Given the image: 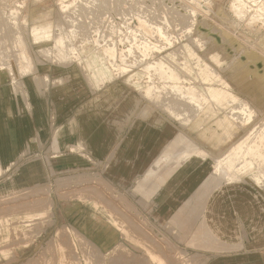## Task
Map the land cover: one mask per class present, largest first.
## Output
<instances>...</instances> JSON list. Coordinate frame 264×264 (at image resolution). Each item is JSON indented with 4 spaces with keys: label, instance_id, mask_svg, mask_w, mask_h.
<instances>
[{
    "label": "rangeland",
    "instance_id": "rangeland-1",
    "mask_svg": "<svg viewBox=\"0 0 264 264\" xmlns=\"http://www.w3.org/2000/svg\"><path fill=\"white\" fill-rule=\"evenodd\" d=\"M1 1L3 2L5 1V2L1 3ZM58 1L59 0H53L54 2L53 7L56 13L59 12L58 11L59 8L57 7H60L62 4L64 6L66 5ZM87 1L89 2V4L84 5V7L87 6L86 9L87 10L89 9L88 11H90V8H88L89 5H93L90 6L92 7L91 9H96V10H91V12L88 15L87 13L84 14V17H81V15L78 14L80 12L78 13L77 11L74 12L71 6L70 7L67 6L64 8L63 5L61 6V9H63L62 11H67L65 12V15L64 12H60L58 13L59 16L57 14L55 15V17L54 15L51 17L47 16L46 18L47 20H45L43 25L39 27L41 28V30L39 29V32H41L42 30L46 31L48 34H50L51 38L45 41L44 45H35L32 42L33 41L32 40L33 32L31 29L33 26L32 10L34 7H37L39 0H0V4H1L0 15H2L0 16V20H1L0 22L1 23L3 22L2 23L3 25H1L0 23V27H1L0 28L1 29L0 30V53H1L0 64H2V67L4 65V68L10 70L12 73L14 72V74H11L15 79L13 80V84L15 83L14 85L16 87L14 88V92L17 93L21 91L24 94H26V89H25V86L27 85L26 81L31 76L36 78L35 80L39 88H42L44 86L47 89H50L52 86L56 87L57 85H60L65 81H68L71 76H76L83 80L85 79L84 81H87L89 83L88 85L91 88V91L89 90L90 91L89 93L91 94L92 93L96 94L98 91L105 93L108 91H118L119 89H121L123 92H126V95L132 98L134 101L137 99L134 104H136V106H139L140 109L139 117L141 118L147 119L148 117L155 116L156 118H159L162 121L174 122L172 118L168 117L167 114L161 110L162 107L166 108V105L168 104L169 101L165 102L164 100H162L164 101L165 106L160 107V105L156 103L157 102L156 100H152L143 94L144 89L137 88L133 91V90H129V88L127 87L121 88V84H123V81H125L124 79L125 75H127V73L131 71L140 72L139 73V76L141 77L139 79L140 82L163 84V82H165V78L161 76H155L156 79L149 77L148 75L143 76V73L146 72L145 69L147 68L148 63L151 64L152 61L153 62L159 61L168 64L166 59L164 58V55L170 56L173 59L178 60L179 62H183L184 58H188L187 52L184 51L185 46L187 44H191L192 49L194 47L195 51L197 52L199 51L198 54H200V56L202 57L200 58V60L206 59V63L209 62L210 65L215 66V68L219 70L218 72L223 73V75L226 78L229 75L231 67L240 66V68H242L241 64H243L244 62L245 67L243 64V68H245V70L247 69L249 73H251L250 71H253V69L256 68L255 69L256 72L254 70L252 74H249L250 80H253L255 77H258V79H260L261 81L264 80V73H263L264 67H262L264 66V58H263L264 48L261 45H259L256 40L259 38V35L262 34L264 31L255 32V27H257V25L255 27L252 26V28H250V26L249 27L247 26L248 20L249 21L251 20L250 19L251 15H255V17L257 16L256 18H258V16L260 17L259 15L260 12H258L257 9L259 7H262V4L259 3V5L257 6L258 3L256 4V2H254L255 0L251 4L254 10L252 8L249 9L250 7L247 6L246 9H242V11L244 10L242 12L243 16L241 12L239 14L238 12H236V15H235V11L233 13V10L231 9V0H211V1L210 0L208 1L207 0H160V1L153 0L154 3L151 0H138V1L135 0V3L134 0H115V1L96 0L95 2L93 0H90L91 2H93V4H91L89 0ZM107 1L109 3L111 2L110 3L111 6L108 4ZM158 1L161 4H159ZM51 2L52 0H47L45 4L47 6H50ZM94 3H96V5L97 3L99 4L96 6L94 5ZM160 6L165 11L162 10ZM165 6H167L168 8ZM99 7L101 9H99ZM145 7H147V12L145 10L146 9ZM255 7H256V11H255ZM69 8H71L74 13L72 12V10L71 12H69L70 10H67ZM142 8L145 11H143ZM153 8L155 10H153ZM220 8L222 9L221 12H219ZM191 9H195V10H191ZM121 10L123 11V13ZM135 10L136 11L139 10V11L135 12ZM148 10H150V12L152 10V13L150 14ZM246 10L247 13L244 14ZM254 11L256 12V14ZM189 12H191V15ZM188 13L191 17H189ZM13 14H15L14 17H12ZM128 14L130 15V17L128 16ZM141 14H143V16ZM3 16H5V18ZM87 17H89V19H87ZM94 17H96V19ZM125 17L127 22L124 21ZM239 17L241 18V20ZM70 18H72L74 21ZM84 18H85V22H84ZM158 18L160 21L158 20ZM20 19L23 21H21ZM154 19L156 20V22ZM68 20L69 21L71 20L72 22L70 21L71 22L70 23ZM146 20H148V22ZM163 20L164 23L167 21L168 24L165 23L166 26L164 25V23H162ZM158 21L161 22L160 23L161 25L158 23ZM9 22H14L17 23L18 25ZM88 22L90 23L88 24ZM169 22L171 23V25H169L170 24ZM79 23H81V26ZM153 23L156 25L153 26ZM187 23L188 26H186ZM142 24L149 30V33H147L143 29V27H140ZM16 25L19 28L16 27ZM22 26L24 27L22 28ZM86 26L88 27L86 28ZM126 26L129 29H131V31L134 33H131L129 31L125 32L124 29L126 28ZM191 26H193L194 29ZM4 27L9 31L8 34H7V30H5ZM152 27H154V29H151ZM12 29H14L15 32L12 31ZM15 29H17L18 32ZM77 29L81 31L79 32L77 31ZM121 29L123 31H119ZM159 29L161 31H158ZM71 30L73 32V35L77 37L72 35ZM74 30L77 32L78 35L74 32ZM102 32H104V34ZM195 32L197 33L195 34ZM203 34H205L207 39L205 41V45L206 43H210V44H207L208 45V46L206 45L207 47L204 46L203 48H201L198 42L196 41V37L198 35L203 37ZM8 35L11 38L8 37ZM14 36H16V38ZM135 37L137 38L138 42L140 38L142 39L144 37L142 39L143 41L145 42L147 41L148 44L153 43L155 45V49L153 48V50L150 51L151 52L155 50L156 51L153 53L151 52L143 53L144 52L143 50L138 49L136 46H133V44H135L137 41V40L134 41ZM60 39L63 41L61 43L62 45L58 43ZM128 39L131 40V42L128 41ZM132 39H133V44H132ZM210 39H214V41ZM66 40L69 42V44ZM105 40L107 42H105ZM114 40L115 43L113 42ZM209 40L211 42H209ZM245 43H247V45ZM10 45L12 47H10ZM25 45H26V49H25ZM107 45L116 46L117 57L115 58V61L109 59L108 56H106V54L104 53L103 48L106 47ZM68 47H70V49H68ZM129 47L134 51H128ZM196 47H198V50H196ZM202 49L204 50V52ZM13 50L15 51L12 53L11 51ZM173 51H175L174 53L177 56H175ZM132 52L134 53L133 54L134 56L132 55ZM60 53L64 55V59H60L61 57ZM215 53H220L221 55L220 59H223V63H221V65L215 64L214 62H212V59L210 60V57ZM90 54L104 56L106 66L110 68L114 78H110L109 80H107L108 78L104 77L96 81L92 75L91 70L88 68L86 62V59ZM140 54L142 56L144 54L143 57L141 56L143 58V61L142 58L139 56ZM7 55H13V56H11L10 58V56ZM124 56H126V59L123 58ZM136 57H140L141 59ZM15 59H17V61ZM189 59H192V57L190 56ZM121 60L123 61L120 62ZM132 60L135 61L139 60V61L138 62L136 61L135 63V61ZM195 60L196 59L193 58L191 63L194 66L196 65L195 66L196 68L194 66L193 67L195 70L196 69L198 70L200 69V67H197V65L199 64L197 61L199 60L196 61ZM140 61L142 62L140 63ZM233 61L236 63L234 64ZM240 62L242 63L240 64ZM134 63L135 65H133ZM16 64L18 66H15ZM28 64H31L32 67L35 68V69L33 68L34 73H32L31 71L30 73L31 75L28 73L29 71L25 69ZM246 64L248 66H246ZM119 65L122 67H126V71L119 70L118 67ZM228 65L230 68L228 67ZM20 71L21 72L24 71L25 73L24 72L21 73ZM27 73L29 75H27ZM75 73L77 74L74 75ZM59 74L62 75L54 79H50L51 76L55 77ZM260 74H263L262 77ZM39 81H42V85L38 84ZM110 81L112 83H109ZM199 81H197L198 85L207 84L205 82L201 83L202 80ZM225 81L220 80L213 82L212 86L219 90V88H222L224 86L223 83ZM216 85L219 87H216ZM255 89H258V86ZM141 90H143V92ZM224 90L225 89L223 88L222 90L219 91L223 92ZM232 92H233L232 89H230L226 91L225 94L229 93L228 97L231 96L230 100L232 101L234 100L236 104L237 103L242 104L245 101V103L243 104H247L252 110L255 111L254 114L257 117L258 121L260 120L259 127H261L262 123L264 124V120H262L264 119L263 117L264 113L261 115V111L264 112L263 110L264 108L262 109L255 108L253 106V103L249 99L247 100L246 97H244L245 99L241 98L239 100L233 99ZM140 94L144 96V99L143 97L140 96ZM164 94H169V92ZM164 94L163 96H166ZM171 95H173V93H171ZM171 95H168L166 97H169ZM242 99L243 101L241 102L240 100ZM174 100L175 101L177 100L175 94H174ZM162 101L159 103H163ZM234 101L231 102V104L234 106L230 105L231 107H229V109H232L233 107L236 106V104H234ZM151 102H153L154 104H152ZM146 105L148 107H146ZM190 106H193L196 109L195 110L191 109L192 111L188 114L185 113L186 115L184 116L186 118H183V120H186L187 118L189 119V117L193 118L197 114V112H199L198 106L192 103L190 104ZM149 108L150 111L148 112ZM225 109L227 110L228 108ZM226 110H225L226 113L230 112V110L229 111L227 110L228 112ZM192 112L194 114H192ZM189 114L190 116L187 117V115ZM130 116L131 114H129V117ZM215 122H216L215 117H213L207 120V122L200 129L198 128L194 129L191 127L185 128V126L183 125V127L185 128L183 133L178 135L171 142L170 147L167 148L165 152L161 155L159 163L168 161L169 158L172 156L174 150H176L175 151L177 156L176 160L178 159L179 154H181L183 151H191V150H196L198 148L206 149L216 154L221 153L224 150H226L228 147H230L234 141L238 140L244 134L243 130L237 129L235 134L232 136L231 140H225L224 142L220 143L221 145L220 144L218 145L216 144L217 142L216 140L209 139L211 138L210 134H208V136L204 135L205 130L209 129L212 125H214ZM179 127L180 125L178 126V129L180 130ZM211 132H213V130H211ZM213 133L219 136L223 134L222 130L219 129L214 131ZM53 142L54 144L57 142V137L55 134L53 135ZM32 156H33L32 158H35V155ZM22 157H24V153L22 154ZM48 161H49L48 164L51 165L50 160ZM207 161H208L206 163L208 167L207 173H203L201 175L198 174L196 177H194L192 180V186L202 187V188H210V187L216 188L226 185L225 178L224 177L222 178V176L216 170L215 161H212L210 159H208ZM177 162L183 163L184 160H180ZM178 165L179 164H177V166ZM157 166L159 165L157 164L156 167ZM9 168H11L9 165L5 166L4 168L2 165H0V176L1 177L4 176V174L6 173L7 170H9ZM52 173L53 176L50 177V179L42 180L43 182L41 183V185L36 187L33 186V187L25 188L21 176H17L15 178V181L12 183L10 180L7 179L0 181V264H194V260H195L194 258H191V260L190 259L184 260L183 255L180 254L178 249L174 248V246H170L166 238L159 236L157 229H154L152 227L149 218H147L145 214H142L141 212L137 211L136 193L134 191H131L132 194H125L111 187L108 183L100 179L98 176L96 175L89 176L87 174H83L84 172L61 174V175L57 174V172L55 173V171H53ZM239 183H241V185H243L244 183L246 185L256 186L254 181H252L249 178H245ZM15 185L17 186V188L16 189L12 188V186ZM63 203H66V205L69 203H76V205H79L81 207L80 208L79 206H77L79 207L78 210H81L78 213L81 216H78V218L82 217V220L85 219L84 223L79 221V224L82 226L79 225V227L77 228L68 223L64 224L62 221L58 220L57 218L58 215L62 217L63 215L65 216L68 215L69 213V212L66 213V210H63V205H62ZM61 209L62 211H60ZM71 214L73 216V213ZM83 215H85L84 218ZM109 226H111V229L108 228ZM82 230L84 231L87 230L89 231L90 234L86 236L85 233H83L84 231ZM105 230L107 231L110 230V232H112L111 239L112 242L115 244V248L111 252L106 251L107 250L106 248H108L109 246V242L105 244V236H104ZM169 254L172 256L170 263L168 258Z\"/></svg>",
    "mask_w": 264,
    "mask_h": 264
},
{
    "label": "crops",
    "instance_id": "crops-1",
    "mask_svg": "<svg viewBox=\"0 0 264 264\" xmlns=\"http://www.w3.org/2000/svg\"><path fill=\"white\" fill-rule=\"evenodd\" d=\"M84 80L71 76L50 90L39 88L31 76L24 94L14 92L11 77H0V165L11 167L0 181L12 183L21 176L26 188L41 185L53 171L96 175L125 194L134 191L137 211L184 260L264 264V186L193 187V178L207 173L208 159L178 163L174 150L168 161L159 163L185 129L178 121L141 118L137 99L121 89L91 94ZM62 205L69 213L58 215L59 221L77 228L79 221L84 223L78 218L79 205ZM111 234L105 230L110 252L115 248Z\"/></svg>",
    "mask_w": 264,
    "mask_h": 264
},
{
    "label": "bare ground",
    "instance_id": "bare-ground-1",
    "mask_svg": "<svg viewBox=\"0 0 264 264\" xmlns=\"http://www.w3.org/2000/svg\"><path fill=\"white\" fill-rule=\"evenodd\" d=\"M90 1V0H89ZM94 2L96 0H93ZM104 1V0H102ZM115 1V0H114ZM138 1V0H137ZM153 2V0H151ZM160 1V0H159ZM158 1V3H159ZM208 1V0H207ZM211 1V0H210ZM254 0H231V9L233 10V13L235 11V15H236V12H238V14L242 11V9H246V7H250L249 9H253V6L251 5L252 2ZM259 1V2H258ZM258 1H254L256 2L257 6L259 5V3L262 4V7H259L257 10L258 12H260V17L258 16V18L255 17V15H251L250 17V21L248 20L247 22V26L250 28L255 27L257 25V27H255V32H259V31H264V0H258ZM3 1H1L2 3ZM5 2V1H4ZM3 2V3H4ZM47 2V0H39L38 4H37V7H34L33 10H32V17H33V26H32V42L33 44L35 45H44L45 44V41H47L48 39H50V34H48L46 31H41L39 32V29L41 30V27L44 23L45 20H47V16H53L55 17V15L57 14L59 16L58 13L60 12H64V15H65V12L67 11H62L63 9H61V5L60 7H57L59 8V12L56 13L54 11V7H53V0H52V5L50 3V6H47L45 3ZM58 2L60 3H64L66 4L64 6L67 7V6H71L72 9L75 11L80 12L78 13L79 15H81V17H84V14L87 13V15L91 12V10H96V9H91L92 7L90 6H93V5H89L88 8H90V11H88L86 9V7H84V5H88L89 2L87 0H59ZM91 2V1H90ZM106 2V1H105ZM108 2V1H107ZM16 3V1H15ZM14 3V4H15ZM21 3V2H20ZM24 3V2H23ZM104 3V2H103ZM111 3V2H110ZM110 3L108 2V4L110 5ZM134 3H135V0H134ZM144 3V2H143ZM154 3V2H153ZM7 4V3H6ZM19 4V2H18ZM91 4H93V2H91ZM99 3H97L98 5ZM115 4V2H114ZM122 4V2H121ZM139 4V3H137ZM142 4V3H141ZM161 4V3H159ZM1 5V4H0ZM16 5V4H15ZM94 5H96V3H94ZM96 5V6H97ZM101 5V4H100ZM120 5V4H119ZM118 5V6H119ZM134 5V4H133ZM165 5V4H164ZM219 5V4H218ZM7 6V5H6ZM13 6V5H12ZM20 6V4H19ZM23 6V5H22ZM57 6V5H56ZM105 6V5H103ZM111 6V5H110ZM122 6V5H121ZM155 6V5H154ZM186 6V5H185ZM102 7V6H101ZM116 7V6H115ZM114 7V8H115ZM132 7V6H131ZM151 7V6H150ZM159 7V6H158ZM167 7V6H165ZM172 7V6H171ZM188 7V6H187ZM191 7V6H190ZM2 8V7H1ZM28 8V7H27ZM95 8V7H94ZM133 8V7H132ZM146 9V12H147V7H145ZM155 8V7H154ZM153 8V10H155ZM161 8V6H160ZM168 8V7H167ZM71 8L67 9V10H70L69 12H71L72 10ZM99 9H101L99 7ZM105 9V7H104ZM119 9V8H118ZM116 9V10H118ZM128 9V8H127ZM126 9V10H127ZM136 9V8H135ZM162 9V8H161ZM218 9V8H217ZM248 9V8H247ZM57 10V9H56ZM72 10V12H73ZM120 10V9H119ZM143 10V8H142ZM143 10V11H145ZM164 10V9H162ZM190 10V9H189ZM191 10H195V9H191ZM12 11V10H11ZM21 11V10H20ZM101 11V10H100ZM105 11V10H104ZM108 11V10H107ZM122 11V10H121ZM120 11V12H121ZM139 11V10H138ZM135 10V12H138ZM141 11V10H140ZM149 13L151 14L152 13V10L150 12V10H148ZM160 11V9H159ZM165 11V10H164ZM175 11V10H174ZM173 11V13H174ZM177 11V10H176ZM188 11V10H187ZM222 9L220 8L219 9V12H221ZM224 11V10H223ZM255 11H256V7H255ZM254 11V12H255ZM14 12V11H13ZM12 12V13H13ZM17 12V11H16ZM15 12V13H16ZM68 12V13H69ZM73 12V13H74ZM103 12V10H102ZM117 12V11H116ZM124 12H127V11H124ZM157 12V11H155ZM197 12V11H196ZM253 12V14H254ZM257 12V13H258ZM11 13V12H10ZM67 13V15H68ZM94 13V12H92ZM97 13V12H96ZM123 13V11H122ZM134 13V12H133ZM164 13V12H163ZM169 13V12H168ZM178 13V12H177ZM181 13V12H180ZM190 15H191V12H189ZM188 13V15H189ZM247 13V10L244 14ZM9 14V13H8ZM19 14V13H17ZM27 14V13H26ZM101 14V13H100ZM104 14V13H103ZM116 14V13H115ZM120 14V13H119ZM118 14V15H119ZM138 14V13H137ZM144 14V13H143ZM143 14H141L143 16ZM154 14V13H153ZM157 14V13H156ZM179 14V13H178ZM193 14V13H192ZM237 14V15H238ZM252 14V13H251ZM256 14V12H255ZM42 15H45V16H42ZM73 15V14H72ZM71 15V16H72ZM97 15V14H96ZM102 15V14H101ZM108 15V14H107ZM110 15V13H109ZM167 15V13H166ZM189 15V17H191ZM250 15V14H249ZM2 16V15H0ZM15 14L12 15V17H14ZM74 16V15H73ZM93 16V14H92ZM99 16V15H98ZM126 16V15H125ZM128 16L130 17V15L128 14ZM127 16V17H128ZM132 16V15H131ZM186 16V15H185ZM239 16V15H238ZM243 16V14H242ZM240 16V17H242ZM5 18V16H3ZM2 17V18H3ZM11 17V16H10ZM19 17H22V16H19ZM69 17V16H68ZM128 17V18H129ZM148 17V15H147ZM152 17V16H151ZM150 17V18H151ZM160 17V16H158ZM188 17V18H189ZM237 17V16H236ZM239 17V18H240ZM18 18V17H17ZM16 18V19H17ZM74 18V17H73ZM77 18V17H76ZM96 19V17H94ZM113 18V17H112ZM156 18V16H155ZM174 18V17H173ZM176 18V17H175ZM13 19V18H12ZM19 19V18H18ZM29 19V18H28ZM60 19V18H59ZM72 19V18H70ZM87 19H89V17H87ZM98 19V18H97ZM149 19V18H148ZM152 19V18H151ZM162 19V17H161ZM167 19V18H166ZM171 19V18H170ZM178 19V18H177ZM205 19V18H204ZM3 20V19H2ZM5 20V19H4ZM21 20V19H20ZM73 20V19H72ZM77 20V19H76ZM83 20V19H82ZM91 20V19H90ZM99 20V19H98ZM123 20V19H122ZM128 20V19H127ZM150 20V19H149ZM155 20V19H154ZM159 20V18H158ZM241 20V18H240ZM1 21V20H0ZM23 21V20H21ZM62 21V20H61ZM69 21V20H68ZM71 21V20H70ZM69 21V22H70ZM74 21V20H73ZM126 21V17H125V20ZM148 22V20H146ZM145 21V22H146ZM160 21V20H159ZM158 23L160 24L161 22ZM72 22V21H71ZM70 22V23H71ZM84 22H85V18H84ZM82 22V23H84ZM106 22V21H105ZM104 22V23H105ZM127 22V21H126ZM156 22V20H155ZM171 22V21H170ZM169 22V23H170ZM195 22V21H194ZM204 22V21H203ZM1 23V22H0ZM3 23V22H2ZM1 23V25H3ZM9 23H14V22H9ZM25 23V22H24ZM23 23V24H24ZM64 23V21H63ZM66 23V22H65ZM90 22H88L89 24ZM101 23V22H100ZM110 23V22H109ZM117 23V22H116ZM123 23V21H122ZM162 23H164V20L162 21ZM166 24L167 21L165 22ZM164 23V25H165ZM180 23V21H179ZM186 23V22H185ZM207 23V22H206ZM232 23V22H231ZM236 23V22H235ZM14 24H17V23H14ZM29 24V23H28ZM76 24V23H74ZM80 26H81V23H79ZM78 24V25H79ZM93 24V23H92ZM98 24V23H97ZM151 24V23H150ZM183 24V23H182ZM8 25V23H7ZM10 25V24H9ZM18 25V24H17ZM16 25V27H18ZM67 25V24H66ZM65 25V26H66ZM87 25V24H85ZM105 25V24H104ZM108 25V24H107ZM149 25V24H148ZM156 25L153 23V26ZM161 25V24H160ZM171 25V23L169 24ZM194 25V24H193ZM202 25V24H201ZM201 25H200V28H201ZM14 26V25H13ZM25 26V25H24ZM22 26V28L24 27ZM29 26V25H28ZM63 26V25H62ZM71 26V24H70ZM68 26V27H70ZM75 26V25H73ZM92 26V25H91ZM110 26V25H109ZM108 26V27H109ZM166 26V25H165ZM186 26H188V23L186 24ZM185 26V27H186ZM3 27V26H2ZM6 27V26H5ZM4 27V28H5ZM8 27V26H7ZM10 27V26H9ZM59 27V26H58ZM67 27V26H66ZM88 26H86L87 28ZM96 27V26H95ZM111 27V26H110ZM114 27V26H113ZM140 27H143V29L149 33V30L142 24ZM151 27V26H150ZM158 27H161V26H158ZM157 27V28H158ZM163 27V25H162ZM172 27V26H171ZM182 27V26H181ZM193 27V26H191ZM1 28V27H0ZM13 28V27H11ZM15 28V27H14ZM19 28V27H18ZM73 28V27H72ZM71 28V29H72ZM76 28V27H75ZM91 28V27H90ZM94 28V27H93ZM100 28V26H99ZM98 28V29H99ZM104 28V27H103ZM156 28V29H157ZM187 28V27H186ZM185 28V29H186ZM197 28V27H196ZM206 28V27H205ZM208 28V27H207ZM74 29V28H73ZM84 29V28H83ZM82 29V30H83ZM92 29V28H91ZM96 29V28H95ZM102 29V28H101ZM119 29V28H118ZM151 29H154V27H152ZM164 29V28H162ZM167 29V28H166ZM194 29V27H193ZM213 29V28H212ZM1 30V29H0ZM5 30H7L5 28ZM4 30V32H5ZM17 31V29H15ZM20 30V29H19ZM24 30V29H23ZM90 30V29H89ZM100 30V29H99ZM107 30V28H106ZM125 32H131V33H134L131 31V29H129L127 26L126 28L124 29ZM142 30V29H141ZM140 30V31H141ZM174 30V28H173ZM12 31H14V29H12ZM30 31V30H29ZM77 31H81L79 29H77ZM94 31V30H93ZM102 31V30H101ZM119 31H123L122 29L119 30ZM158 31H161L160 29ZM165 31V30H164ZM186 31V30H185ZM184 31V32H185ZM190 31V30H188ZM197 31V30H196ZM4 32H3V35H4ZM8 30H7V34H8ZM15 32V31H14ZM18 32V31H17ZM16 32V33H17ZM72 32V30H71ZM74 32L77 34V32L74 30ZM78 32V33H79ZM84 32V31H83ZM90 32V31H89ZM88 32V33H89ZM145 32V33H146ZM168 32V31H167ZM172 32V31H171ZM21 33V32H19ZM18 33V34H19ZM61 33V32H59ZM104 34V32H102ZM121 33V32H119ZM136 33V32H135ZM192 33V32H191ZM197 32H195L196 34ZM216 33V32H215ZM2 34V33H1ZM25 34V33H24ZM29 34V33H28ZM31 34V33H30ZM71 34V33H70ZM109 34V33H108ZM112 34V33H110ZM124 34V33H123ZM129 34V33H128ZM167 34V33H166ZM165 34V35H166ZM175 34V33H174ZM173 34V35H174ZM187 34V33H186ZM189 34V33H188ZM10 35V34H9ZM8 35V37H10ZM13 35V34H12ZM22 35V34H21ZM27 35V34H26ZM72 35H73V32H72ZM71 35V36H72ZM78 35V34H77ZM89 35V34H88ZM99 35V34H98ZM125 35V34H124ZM147 35V34H146ZM6 36V35H5ZM68 36V35H67ZM75 36V35H73ZM102 36V35H101ZM112 36V35H111ZM138 36V35H137ZM188 36V35H187ZM232 36H235V35H232ZM237 36V35H236ZM7 37V39H8ZM12 37V36H11ZM10 37V38H11ZM16 38V36H14ZM19 37V36H18ZM21 37V36H20ZM77 37V36H75ZM91 37V36H89ZM97 37V36H96ZM108 37V36H107ZM125 37V36H124ZM129 37V36H128ZM126 37V38H128ZM133 37V36H132ZM182 37V36H181ZM24 38V37H23ZM73 38V37H72ZM100 38V37H99ZM102 38V37H101ZM130 38V37H129ZM144 38V37H143ZM142 38V39H143ZM156 38V37H155ZM159 38V37H158ZM3 39V38H2ZM1 39V40H2ZM20 39V38H19ZM80 39V38H78ZM104 39V37H103ZM112 39V38H111ZM110 39V40H111ZM124 39V38H123ZM131 39V38H130ZM141 38L138 42L137 38L135 37L134 38V41H136L135 44H133V39H132V44L133 46H136L138 49H141L145 52H151L153 50V48L155 49V45L151 42V44H148L147 41H143ZM233 39V38H232ZM16 40V39H15ZM18 40V39H17ZM21 40V39H20ZM19 40V41H20ZM108 40V39H107ZM146 40V39H145ZM169 40V39H168ZM188 40V39H187ZM206 36L205 34H203V37L198 35L196 37V41L198 42V44L200 45L201 48H203L204 46H206L207 44H210V43H206L205 45V41H206ZM210 40H213L214 39H210ZM209 40V42H211ZM238 40V38H237ZM257 40V43L259 45H261L263 48H264V32L262 34L259 35V38L256 39ZM6 41V40H5ZM11 41V40H9ZM8 41V43H9ZM18 41V42H19ZM23 41V40H22ZM67 41V40H66ZM70 41V40H69ZM128 41L131 42V40L128 39ZM127 41V42H128ZM160 41V40H159ZM162 41V40H161ZM190 41V39H189ZM3 42V41H2ZM1 42V43H2ZM25 42V41H24ZM63 41L60 39V41L58 43H60V45H62ZM68 42V41H67ZM80 42V41H79ZM93 42V41H92ZM98 42V41H97ZM103 42V40H102ZM105 42H107L105 40ZM115 43V40L113 41ZM163 42V41H162ZM256 42V41H255ZM129 43V42H128ZM157 43V42H156ZM228 43V42H227ZM244 43V42H243ZM19 44V43H17ZM21 44V43H20ZM26 44V43H25ZM69 44V42H68ZM71 44V43H70ZM98 44V43H97ZM102 44V43H101ZM104 44V43H103ZM106 44V43H105ZM109 44V43H108ZM113 44V43H112ZM194 44V43H193ZM192 44V45H193ZM213 44V42H212ZM211 44V45H212ZM230 44V43H229ZM247 45V43H245ZM3 45V44H2ZM9 45V44H8ZM12 45V43H11ZM10 45V47H12ZM118 45V44H117ZM64 46V45H63ZM71 46V45H69ZM79 46V45H78ZM122 46V45H121ZM132 46V45H131ZM208 46V45H207ZM206 46V47H207ZM2 47V46H1ZM6 47V45H5ZM24 47V46H23ZM98 47V46H97ZM159 47V46H157ZM182 47V46H181ZM230 47V46H229ZM250 47V46H249ZM240 48V47H238ZM14 49V47H13ZM25 49H26V45H25ZM23 49V50H25ZM68 49H70V47H68ZM164 49V47H163ZM168 49V47H167ZM233 49V47H232ZM4 50V49H3ZM63 50V49H62ZM151 50V51H150ZM158 50V49H157ZM162 50V49H161ZM196 50H198V47H196ZM200 50V49H199ZM203 50V49H202ZM242 50H243V47H242ZM15 50L11 51L12 53L14 52ZM17 51V50H16ZM27 51V50H26ZM65 51V50H64ZM103 51L104 53L106 54V56H108L109 59H112V61H115V58L117 57V49H116V46L115 45H107L106 47L103 48ZM128 51H134L133 49H131L129 47ZM156 51V50H155ZM153 51V52H155ZM184 51L187 52L188 54V58H184L183 59V62H179L178 60H175L173 59L172 57L170 56H166L164 55V58L166 59L167 63H164V62H153L151 64L148 63V66L147 68L145 69L146 72L143 73V76L144 75H148L149 77H152V78H155V76H161L163 78H165V82H163V84H155V83H150V82H140L139 79L141 78L139 76V73L140 72H137V71H131V72H126L127 75H125L124 79L125 81H123V84H121V88H124V87H127L129 88V90H135L137 88H142L144 89V92L143 90H141L143 92V94L147 97H149L150 99L152 100H156L157 104L160 105V107L162 106H165V102L169 101L168 104L166 105V108H163L162 107V111L164 113L167 114L168 117L172 118L173 120H176L178 121L180 124H182V126L184 125L185 128L186 127H191V128H194V129H200L203 127V125L207 122V120L215 117V120L216 122L214 123V125H212L209 129H206L205 132H204V135L208 136V134H210V137L209 139L211 140H216V144H220L221 142H224L225 140H231L232 139V136L235 134V132L237 131V129H241L244 131V134L236 141H234L230 147H228L226 150H224L223 152L221 153H214V152H211L209 150H206V149H202V148H198L196 150H191V151H183L181 154H179V157L177 159V161H180V160H184V161H187L189 160L190 158L192 157H199L200 159L202 160H207V159H210L212 161H215L216 163V170L217 172L222 176V178L224 177L225 178V183L226 184H233V183H239L240 181H242L243 179L245 178H249L251 179L252 181H254V183L257 185V187H263L264 186V124L262 123V126L259 127V121L257 119V117L255 116V111L252 110L247 104H243L245 103V101L242 103V104H236L235 101H234V104H236L235 107H233L232 109H229V107H231L230 105L231 102H233L232 100H230L231 96L228 97V94L225 92L232 89V98L233 99H241V98H244L246 97L247 100L249 99L252 103H253V106L257 109H262L264 108V80L261 81L260 79H258V77H252L254 78L253 80H250V75L249 74H252V72H254V70L256 69H253V71H250L251 73H249L247 71V69L245 70V68H243V64H241L242 62H240V64L242 65V68L239 67H228L230 68V72H229V75L227 76V78L223 75V73H220L218 72L219 70L215 68V66L213 65H210V63H206V59L205 60H200V58H202L200 56V54H198L197 51L194 50V47L192 49L191 47V44H187L185 46V49ZM236 51V49H235ZM3 52V51H2ZM5 52V51H4ZM24 52V51H23ZM37 52V51H36ZM35 52V53H36ZM138 52V51H137ZM151 52V53H153ZM175 51H173L174 53ZM201 52V51H200ZM204 52V50H203ZM250 52V50H249ZM11 53V54H12ZM16 53V52H15ZM29 53V52H28ZM59 53V52H58ZM67 53V52H66ZM70 53V52H69ZM131 53V52H130ZM172 53V52H171ZM237 53V52H236ZM242 53V52H241ZM1 54V53H0ZM4 54V53H3ZM61 54V53H60ZM134 53L132 52V55ZM139 54V53H138ZM137 54V55H138ZM175 54V53H174ZM173 54V55H174ZM247 54V53H246ZM249 54V53H248ZM6 55V54H5ZM14 55V54H13ZM13 55H7V56H13ZM68 55V54H66ZM152 55V54H151ZM19 56H22V55H19ZM35 56V55H34ZM58 56V55H57ZM56 56V57H57ZM134 56V55H133ZM140 57L142 56L141 54L139 55ZM144 56V54H143ZM142 56V57H143ZM147 56V55H146ZM153 56V55H152ZM175 56H177L175 54ZM179 56V55H178ZM192 57V59H196V60H199L197 61L199 64L197 65V67H200V69H194V65H192L191 61L192 59H189V57ZM211 56V55H210ZM239 56V55H238ZM237 56V57H238ZM140 57H136V58H140ZM141 57V58H142ZM234 57V56H233ZM237 57H236V60H237ZM8 58V57H7ZM14 58V57H13ZM15 58H16V55H15ZM21 58V57H20ZM19 58V59H20ZM67 58V57H66ZM65 58V59H66ZM123 58L126 59V56H124ZM140 58V59H141ZM221 58V55L220 53H215L213 54L211 57H210V60L212 59V62H214L215 64H220L223 63V59H220ZM259 58V57H258ZM264 58V57H263ZM60 59H64V55L61 54V57ZM79 59V58H78ZM77 59V60H78ZM131 59V58H129ZM135 59V58H134ZM204 59V58H203ZM14 60V59H12ZM17 61V59H15ZM35 60V58H34ZM124 60V59H123ZM123 60H121L120 62H122ZM180 60V59H179ZM195 60V61H196ZM234 60V59H233ZM255 60V59H254ZM2 61V60H1ZM64 61V60H63ZM132 61H135V60H132ZM137 62L139 60H136ZM135 61V63H136ZM142 61H143V58H142ZM140 61V63L142 62ZM145 61V60H144ZM149 61V60H147ZM146 61V62H147ZM194 61V60H193ZM239 61V60H238ZM252 61V60H251ZM250 61V62H251ZM258 61V60H257ZM5 62V61H4ZM32 62V61H31ZM85 62V61H84ZM86 62H87V66L88 68L91 70L92 72V75L94 77V79L97 81V80H100L101 78H108L107 80H109L110 78H114L113 74H112V71L110 70L109 67L106 66V63H105V57L104 56H99V55H95V54H90L87 59H86ZM15 63V62H14ZM24 63V62H23ZM21 63V64H23ZM111 63V62H110ZM113 63V62H112ZM116 63V62H115ZM126 63V61H125ZM124 63V65H125ZM128 63V62H127ZM133 63V62H131ZM135 63L133 65H135ZM144 63V62H143ZM233 63L235 64L236 62L233 61ZM6 64V63H5ZM9 64V63H8ZM123 64V63H122ZM129 64V63H128ZM197 64V63H196ZM26 65V64H25ZM112 65V64H111ZM137 65V64H136ZM15 66H18L17 64ZM14 66V67H15ZM115 66V65H114ZM129 66V65H128ZM146 66V65H145ZM194 66V67H193ZM231 66V64H230ZM234 66V65H232ZM246 66H248L246 64ZM255 66V65H254ZM257 66V65H256ZM24 67V66H23ZM78 67V66H77ZM119 67V70H124L126 71V67H122V66H118ZM134 67V66H133ZM244 67H245V64H244ZM264 67V66H262ZM34 67H32L31 64H28L27 67L25 68L27 71H29L28 73L30 74L31 71L32 73ZM80 68V67H79ZM115 68V67H114ZM144 68V67H143ZM196 68V67H195ZM88 69V70H89ZM261 69V68H260ZM264 69V68H263ZM15 70V68H14ZM217 70V71H216ZM249 70V69H248ZM18 71V70H17ZM264 71V70H263ZM21 72V71H20ZM24 72V71H22ZM21 72V73H22ZM256 72V70H255ZM25 73V72H24ZM27 73V75H29ZM264 73V72H263ZM11 74H14V72L12 73L10 70H7L6 68H4V65L2 67V64H0V77H4V76H9L11 77L12 79V84H13V80H15L13 78V75ZM77 73H75L74 75H76ZM122 74V73H121ZM31 75V74H30ZM254 75V74H253ZM257 75V74H255ZM261 77L263 74H260ZM24 76V75H22ZM119 76V75H118ZM252 76V75H251ZM259 76V75H258ZM201 78V79H199ZM36 79V78H35ZM118 79V78H117ZM156 79V78H155ZM160 79V78H159ZM230 81H229V80ZM37 80H40V79H37ZM138 80V81H137ZM199 80H202L201 83L205 82L207 83L206 85L204 84H199L197 83V81ZM220 80H226L228 82H224V86L222 88H219V90H222L223 88L225 89L223 92L219 91L217 88L213 87L212 86V83L213 82H216V81H220ZM112 81V80H111ZM109 82V83H112V82ZM114 81V79H113ZM158 81V80H157ZM100 82V81H99ZM154 82V81H153ZM200 82V81H199ZM222 82V81H221ZM47 83V82H46ZM102 83V82H101ZM105 83V82H104ZM108 83V82H107ZM158 83V82H156ZM15 84V83H14ZM13 84V90L15 87V85ZM35 84V83H34ZM40 85H42V81H39ZM222 84V85H223ZM220 85V84H218ZM258 86V89H255L256 87ZM44 87V86H43ZM216 87H219L216 85ZM221 87V86H220ZM230 88V89H229ZM17 90V89H16ZM169 92V94H164V93H167ZM205 92V93H204ZM139 93V92H138ZM141 93V92H140ZM171 93H173V95H171ZM166 95H171L169 97H166V96H163ZM174 94L176 95L177 97V100L175 101L174 100ZM141 97H143L144 99V96L140 94ZM245 99V98H244ZM146 100V99H145ZM164 100V101H162ZM163 102V103H159V102ZM241 102L243 101L240 100ZM239 102V101H238ZM152 104H154L153 102H151ZM150 103V104H151ZM171 103V105H170ZM194 104L196 106L199 107V112H197V114L192 118L189 117V119L187 118L186 120H183V118H186L184 115H186L185 113H190L192 110H195L196 108L193 107V106H190V104ZM251 103V104H252ZM149 104V103H148ZM147 104V105H148ZM156 104V105H157ZM249 104V103H248ZM146 105V107H148ZM158 105V106H159ZM250 105V104H249ZM234 106V105H232ZM252 106V107H253ZM152 107V105H151ZM159 107V108H160ZM192 107V108H191ZM225 108H228L230 110L229 113H226L225 112ZM145 109V108H144ZM192 109V110H191ZM227 109V110H228ZM254 109V108H253ZM148 110V109H147ZM226 110V111H227ZM228 110V111H229ZM264 110V109H263ZM150 111V108L148 110V112ZM227 111V112H228ZM232 111V112H231ZM259 111V110H258ZM146 112V111H145ZM257 112V111H256ZM260 112V111H259ZM264 112L261 111V115L263 114ZM192 114H194L192 112ZM191 114V115H192ZM148 115V114H147ZM190 116L187 115V117ZM182 117V118H181ZM264 117V116H263ZM262 119V118H261ZM264 120V119H262ZM262 122V121H261ZM260 122V123H261ZM222 130V135H215V133H213L214 131L216 130ZM211 130H213V132H211ZM211 132V133H210ZM184 135V134H183ZM222 136V137H221ZM223 139V141H222ZM192 141V140H191ZM251 141V142H249ZM193 142V141H192ZM194 143V142H193ZM195 144V143H194ZM221 145V144H220ZM199 147V145H198ZM244 184V183H243ZM164 261V260H163ZM166 261V260H165Z\"/></svg>",
    "mask_w": 264,
    "mask_h": 264
}]
</instances>
